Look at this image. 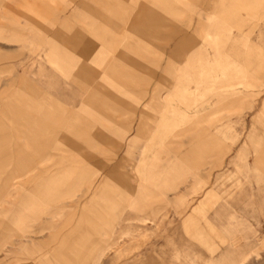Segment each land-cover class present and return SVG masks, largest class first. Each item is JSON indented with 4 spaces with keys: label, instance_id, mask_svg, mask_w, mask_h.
<instances>
[{
    "label": "rangeland",
    "instance_id": "obj_1",
    "mask_svg": "<svg viewBox=\"0 0 264 264\" xmlns=\"http://www.w3.org/2000/svg\"><path fill=\"white\" fill-rule=\"evenodd\" d=\"M244 3L0 0V103L21 85L25 71L40 94L44 92L41 100H59L61 110L69 114L61 130L71 138L61 141V163L67 167L76 160L88 168L76 192L84 197L76 207L66 195L73 186L53 199L37 198L34 206L12 209L4 201L0 264H31L28 257L53 251L73 230L82 215L77 210L107 208L111 202L122 207L123 196L132 218L129 235H121L124 244H112L109 220L107 234L94 231L87 249L76 244L64 249L77 255L73 264H94L99 257L100 264L110 258L114 264H264V168L257 167L254 158L264 143L257 138L264 131L262 122L256 125L254 139L243 142L259 99L253 78L259 65L252 52L260 46L264 4L257 15L255 0ZM247 92L242 101L229 103ZM3 116L0 132L12 124ZM213 134L219 139L216 151L198 142L208 144ZM3 149L4 144L0 154ZM29 164L23 155L0 158V179L10 168L16 170L12 180L19 178ZM108 172L112 191L100 190L101 200L90 201ZM218 183L207 204L189 220L187 210L196 206L202 191ZM12 192L4 190L0 199H11ZM23 193L18 198H25ZM56 207H62V213H41ZM218 207L221 237L238 239L231 255H221L219 246L228 243L217 235L206 242V220L215 225ZM11 210L20 215L18 220ZM174 228L182 250L166 246L167 255L156 252L150 260L152 247L162 246ZM26 234L40 241L22 247L10 244L21 242ZM191 244L197 249L190 250Z\"/></svg>",
    "mask_w": 264,
    "mask_h": 264
},
{
    "label": "crops",
    "instance_id": "obj_2",
    "mask_svg": "<svg viewBox=\"0 0 264 264\" xmlns=\"http://www.w3.org/2000/svg\"><path fill=\"white\" fill-rule=\"evenodd\" d=\"M240 3L245 2L244 5H246L247 0H239ZM261 1V2H259ZM264 4V0H255V12L258 15L260 13L258 11V8L260 4ZM241 5V4H240ZM264 28V20L261 22V28ZM260 25L258 27L259 29V36L261 37L260 46L258 47V50L255 52H252V57H257L256 61H254V64H258L259 66L255 69H253L254 74L253 78L255 80V83L259 87L257 92V95H259V99L255 102V105L253 107L256 109V113L251 119V128L248 131V133L245 135L244 138V145L248 144V141H252L255 137V128H257V123H261L263 125L264 129V48L262 45H264V30H261ZM250 60V62L252 63ZM36 72V71H35ZM42 71H40L41 73ZM36 74V73H35ZM22 78L20 80L21 85L17 87V90L11 92V97L6 98L5 102L0 103V117L5 115V117L8 119L6 120L8 124H16L20 123V127L23 130L25 139L27 137V141H30L32 145L34 146V149H31L28 151L23 150V157L27 159L29 164V169L24 170L21 172L18 176L19 178H16L12 180V177H14L15 169L10 168L7 173H5L4 177L0 179V196L1 193L4 190H10L13 191L11 193V199H0V207L3 206L4 201L7 202V206H10L12 209L15 207H20L21 205H29L34 206L37 198L41 196H45L48 199H53L55 197H58V195H64L66 193V187H74V191L66 194L72 198L73 204L75 202L79 201L81 202V199L84 196H78L76 192H79L80 186H82L84 183V179H82V173L83 170L88 169L86 165L84 166L79 165V163H76V160L74 161L75 164H68L66 167L65 164L61 163L63 158V148H62V140L70 139V135L65 132L63 136L62 129V122L66 120V117L69 115H65L67 110L62 111L61 110V104L59 100H50V101H44L40 98L43 97V94H40V88L35 83L34 79L27 78V74L25 71L22 72L20 75ZM32 76V74H31ZM47 93V92H46ZM229 95L236 96L235 92L231 93L228 91ZM256 94V93H252ZM248 95L244 93L243 96H239V98H232L229 100L230 104H236L239 101H242V98L244 96ZM4 108V109H3ZM4 110V114H2ZM4 117V116H3ZM65 117V118H64ZM261 117L262 119L259 120L258 118ZM11 126V125H9ZM69 132V131H68ZM15 132L13 136H15ZM17 136V135H16ZM214 136L212 139L209 140L208 144L201 143V140L199 139L198 142L201 146H204L207 148L213 149V151H216L219 147V139L218 137L213 134ZM80 138L79 136H75V138ZM34 140H33V139ZM257 138L264 142V131L260 136H257ZM14 141V139H12ZM33 140V141H32ZM49 142V145L44 146ZM153 141H150L148 143L146 149L150 147L149 144H152ZM48 146V147H47ZM44 148V149H43ZM16 152V150H14ZM239 152V151H238ZM237 152V153H238ZM241 152V151H240ZM18 153V152H17ZM202 154V153H201ZM16 155V154H15ZM14 158H17L15 157ZM18 155V154H17ZM16 155V156H17ZM205 156V154H204ZM211 156V155H210ZM205 157H208L206 155ZM255 164L259 168H264V143L261 147L257 148L255 150ZM44 160V161H43ZM50 162V163H49ZM77 164V165H76ZM122 164V163H121ZM83 167V168H82ZM81 171V174H80ZM58 173H63L61 175H57ZM111 176L112 172H108V176H106V183L104 182L103 186L99 189V193L95 192L91 194V200L92 202H98L101 200V194L104 189L108 190L109 192L112 191V185L111 183ZM110 179V180H109ZM59 180L58 183H53L52 181ZM47 181L51 182L50 184H45ZM88 181V180H87ZM85 182V181H84ZM7 185V187H6ZM43 185V186H42ZM218 184L214 186L208 187L207 190L202 191L201 198H199L198 203L195 207H192L191 210H187L189 212L188 219L192 220V218L195 217V212L199 211L200 209H203V207L207 204L210 196L215 193V191L218 188ZM77 189L75 190V188ZM110 188V189H109ZM102 190V192H100ZM25 194L24 197L18 198V193ZM110 197L107 196V200H109ZM125 197L123 196V206L115 208V205L111 202L110 206L107 208H90L83 210H77L81 211V219L80 221L74 225L73 230L70 231V233L66 234L64 238H62L59 246L54 248L53 251H48L47 253L38 255V256H32L28 257L30 258L29 262L31 264H44L48 262L46 259L48 258L51 263L54 264H60L61 261H64L66 264H73V259L77 257V255H74L72 252H68L65 248H70L71 244H76L79 246V249L85 250L89 246L90 243L94 242V239L92 238V234L94 231H96L99 236H102L103 234H107L106 225L109 223V220H111V225L114 227V239L112 244L114 247L122 246V243L124 244V239H122V234L127 236L129 235V225L128 222L132 219L130 214L128 213V209H131L129 206V203H127V200L125 201ZM83 200V199H82ZM111 201V200H109ZM83 202V201H82ZM72 204V206H73ZM76 207V204L73 206ZM60 209H63L62 207H56L53 212L45 213L41 212L43 214H60L62 213ZM143 209V208H139ZM12 214L14 215L15 219L18 220L20 215L16 214L15 210H11ZM141 214V212H139ZM216 214L218 215L216 217V223L215 225L212 224L209 219L206 220L205 226V233H206V242L211 240V237L213 235H217L220 237V240H223L224 242H227V246L223 247L220 245L219 247L222 249L221 255H231L235 250L238 248V239L236 237H233L226 240L222 238V208L218 207ZM0 215H2V211H0ZM194 216V217H193ZM86 223L92 224V227L90 228L85 225ZM231 225H235V223H232ZM4 226V225H0ZM44 229L39 230V232L43 231ZM36 232V231H35ZM37 233V232H36ZM121 238V239H120ZM256 241H260L261 238L256 237ZM264 239V238H263ZM40 241V238H37L33 235H23V240L21 242H10V244L18 245L20 247L27 246V245H36ZM100 241V240H98ZM248 244V243H247ZM246 244V245H247ZM166 246H173L176 248H179L182 250V241L180 238V233L178 232L177 228H174L171 230L170 234L167 236V238L164 240V244L160 247H152L150 255L148 258L152 260V257L154 253L158 252L163 255H167L168 251L165 249ZM64 247V248H63ZM197 249V244L192 245L191 249L194 250ZM51 257H49V255ZM46 257V258H45ZM97 261L94 262V264H100L101 257L96 259ZM44 262V263H42ZM115 260L110 258L109 261L106 264H114ZM47 264V263H46ZM50 264V263H49ZM123 264H135V261H128Z\"/></svg>",
    "mask_w": 264,
    "mask_h": 264
},
{
    "label": "bare ground",
    "instance_id": "obj_3",
    "mask_svg": "<svg viewBox=\"0 0 264 264\" xmlns=\"http://www.w3.org/2000/svg\"><path fill=\"white\" fill-rule=\"evenodd\" d=\"M3 113H4V110L2 114ZM17 127H18L17 124L12 123L11 126L8 125L7 127L1 128L2 132H0L1 134L0 135V145L4 144V147H5V149L2 150V154H0L1 159L4 157L13 158L15 154L16 155L18 154L17 156L15 155V157L19 158L20 155H23V150L30 149L31 142L26 140L27 137L25 139V136L20 132V130L17 129ZM14 132L16 133L15 136H13ZM12 139H14V141ZM47 144L49 145L50 143H47ZM47 144H45L44 146H46ZM14 149L16 150V152L14 151ZM20 164H23V163H20ZM24 164H27V163H24Z\"/></svg>",
    "mask_w": 264,
    "mask_h": 264
}]
</instances>
